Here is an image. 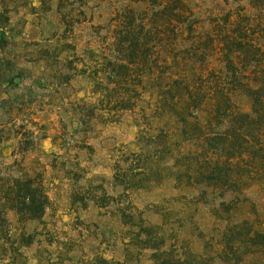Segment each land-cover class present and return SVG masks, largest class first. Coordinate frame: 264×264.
<instances>
[{
	"label": "rangeland",
	"instance_id": "1",
	"mask_svg": "<svg viewBox=\"0 0 264 264\" xmlns=\"http://www.w3.org/2000/svg\"><path fill=\"white\" fill-rule=\"evenodd\" d=\"M185 2L194 31H178L173 22L166 28V71L181 72L188 64L193 74L187 58L195 31L213 32L217 21L242 20L264 49L257 1ZM142 7L136 0H0L6 40L0 47V188L31 177L48 197L35 220L0 211V264H229L228 241L245 238L249 228L251 235L252 229L264 233V177L222 191L178 179L164 167L172 165L168 159L152 165L148 181H138L133 158L121 162L139 151L143 114L152 104L150 80H142L134 109L109 115L115 97L97 81L106 78L107 61L119 56L114 39L121 18L133 19L146 41L140 28L150 14ZM211 61L219 66L216 56ZM232 97L241 111H250L244 94ZM179 147L195 154V144ZM244 220L247 225L232 227ZM237 255L241 264H264V250L254 245H240Z\"/></svg>",
	"mask_w": 264,
	"mask_h": 264
},
{
	"label": "trees",
	"instance_id": "2",
	"mask_svg": "<svg viewBox=\"0 0 264 264\" xmlns=\"http://www.w3.org/2000/svg\"><path fill=\"white\" fill-rule=\"evenodd\" d=\"M255 1L264 12V0H249L250 3ZM136 2L143 5L142 11L150 14L148 23L140 26L146 32V41L140 40L139 26L133 19L121 18L114 39L119 56L117 60L107 61L102 71L106 78L97 81L103 92L115 97L107 112L109 115L111 110L134 109L142 99V80H150L147 104H152L149 112L143 114L145 125L137 136L139 151L129 153L121 162L127 163L131 157L140 165L135 173L138 181L150 180L149 176L155 171L152 165L162 158L172 161V165L164 167L178 179L186 177L189 185L236 191L247 186V179H262L264 49L248 35L247 24L241 20L245 15L240 14L241 22L232 25L228 21L215 22L213 32L207 31L206 35L195 31V48L187 58L193 63L195 72L191 74L187 70L188 64L181 72H170L165 70L168 63L162 52V35L171 22L176 23L178 31L192 33L193 21L187 15L193 11L185 0ZM5 41V36L0 35V47ZM214 56L219 60L218 67L212 66ZM252 63L255 66L249 69ZM109 71L115 80L109 81ZM108 83L114 87L110 88ZM234 93L244 94L249 99L250 111L243 112L237 107L232 97ZM155 121L162 125L155 127ZM174 138L175 143L172 142ZM184 143L195 144V154L179 147ZM120 169L118 175L125 178L127 174H120ZM47 203L41 182L31 177L14 178L0 188L2 213L14 210L21 218L35 220L43 215ZM2 219L6 221L5 216ZM247 224L244 220L232 227ZM252 231L251 235L248 230L245 238L228 241L229 264H241L243 257L237 252L242 244L264 250V233ZM253 235L259 240H254Z\"/></svg>",
	"mask_w": 264,
	"mask_h": 264
}]
</instances>
